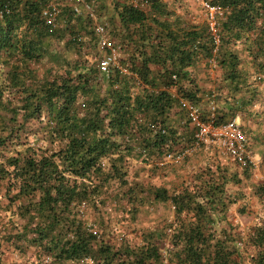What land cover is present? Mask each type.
<instances>
[{
    "label": "trees",
    "instance_id": "obj_1",
    "mask_svg": "<svg viewBox=\"0 0 264 264\" xmlns=\"http://www.w3.org/2000/svg\"><path fill=\"white\" fill-rule=\"evenodd\" d=\"M52 1L0 0V212L11 217L0 248L31 250V264H264V220L244 231L227 220L244 199L228 188L250 166L217 156L172 193L129 168L193 143L186 104L213 102L216 124L245 121L259 102L264 116V0H205L222 11L217 46L203 16L164 0H86L126 74L100 72L98 36L66 0L48 26ZM199 62L219 73L210 88L193 76ZM254 188L264 203V182ZM115 197L130 219L148 199L174 217L119 240L102 212Z\"/></svg>",
    "mask_w": 264,
    "mask_h": 264
},
{
    "label": "rangeland",
    "instance_id": "obj_2",
    "mask_svg": "<svg viewBox=\"0 0 264 264\" xmlns=\"http://www.w3.org/2000/svg\"><path fill=\"white\" fill-rule=\"evenodd\" d=\"M192 2V11L189 10L191 14H193L192 16H203L200 5L194 0H192ZM261 93L264 94V89L261 90ZM261 108H263V105L260 102L255 106L253 116L246 118L245 121H240L239 119L237 120V122L241 124L243 131L247 136L249 150L254 165L251 167L252 170L248 179L242 177L241 185H230L228 188L229 192L233 194H243L244 199L232 207L227 214V220L233 226H237L243 231L254 226L259 220H264V203L254 192V186L264 182V118L259 119L260 117H257L256 114V110L259 112ZM217 156H221L229 161L228 164L233 166L234 169L236 168L235 170L241 173V170H239L234 164H231L232 161L230 159L223 156L222 149L218 144H210L208 146H200L177 163L172 161L166 162L160 170H158L157 167L156 171L153 169L151 170L150 167L140 169L142 170L140 172V180L145 184H150L155 187L165 185L171 190L177 186L179 187L182 180L185 181L186 179H189L188 177L193 171L191 165H196L197 160H201L203 158L213 159ZM130 166H133L132 162L130 163ZM164 167H166L164 171L165 173L162 172ZM132 169H135V167H132ZM178 174L182 177H178ZM166 176H172L176 180L177 184L175 180H168ZM116 191L117 190L115 189H111V196H113ZM114 199L112 201L110 199L108 200V204L106 207H103L102 212L105 214V219H107L108 222L110 219L111 225L119 229L118 233L115 235L119 240L121 239L120 237L124 235L129 240L136 241L138 232L136 233L134 231L132 233V230L144 231L151 229L160 226L165 222L171 221L174 217L170 203H159L148 199L145 201L144 205L140 207L139 212L133 220L130 219L128 215L123 214L121 205L118 206L115 204L118 198L115 197ZM117 203L119 204V202ZM241 207L245 208L243 213L239 212ZM125 209L127 210L128 207L125 206ZM0 216L1 218H4L3 221L6 223L8 215L0 213ZM106 231L109 230L107 229ZM30 255H32L31 250L27 251L24 255H20L16 252H10L6 255V264H31Z\"/></svg>",
    "mask_w": 264,
    "mask_h": 264
},
{
    "label": "built area",
    "instance_id": "obj_3",
    "mask_svg": "<svg viewBox=\"0 0 264 264\" xmlns=\"http://www.w3.org/2000/svg\"><path fill=\"white\" fill-rule=\"evenodd\" d=\"M194 1L200 5L203 18H205L209 30L213 35V43L217 46L219 43L218 36L216 35L217 18L222 13L221 9L205 0ZM66 2L69 4L73 14L85 16L91 22L93 30L98 36L97 46L103 53L99 61L100 72L107 73L111 68H115L121 73L126 74L127 70L121 66L118 60V52L113 41L106 36V24L102 23V18L96 14L93 6L86 0H66ZM59 14L60 8L57 0H53L42 13L45 23L51 27L57 26V17ZM186 106L189 120L196 126L194 141L190 146H187L177 153L171 152L166 154L159 160V165H164L166 162L171 161L177 163L200 146L218 144L222 149L223 156L230 159L239 168L253 167L254 163L250 154L247 136L237 120L233 119L224 124H216V107L213 102L209 104V116L206 120L201 118L200 109L197 105L186 104ZM83 207L84 204L81 208Z\"/></svg>",
    "mask_w": 264,
    "mask_h": 264
},
{
    "label": "crops",
    "instance_id": "obj_4",
    "mask_svg": "<svg viewBox=\"0 0 264 264\" xmlns=\"http://www.w3.org/2000/svg\"><path fill=\"white\" fill-rule=\"evenodd\" d=\"M165 2L168 3L169 7L172 9V10H175L178 14L182 15L186 12H190L192 11V0H164ZM190 10V11H189ZM191 14V12H190ZM212 68V67H211ZM192 73H193V76L196 77V80L198 81V84L201 88L203 89H207V88H210L212 87V84L215 80V78H217L219 76V73L218 71L216 70H212V69H205L204 67V63L203 62H199L193 69H192ZM205 83V85H204ZM203 84V85H202ZM262 97H264V94L262 93ZM260 103V102H259ZM200 109V113H201V118L205 119V118H208V115H209V112H208V108H203L202 106H199L197 105ZM255 111V110H254ZM262 109L259 111L261 112ZM205 112V114H204ZM256 112H258L256 110ZM207 113V114H206ZM207 116V117H206ZM264 116H260L259 119H263ZM188 127H186L188 130H187V135L186 137L184 138V140H188L190 138H193L194 137V134H195V131H196V126L194 123H192L190 120H188ZM187 138V139H186ZM179 149H181V146L180 145H175L173 147V151H178ZM205 156V155H204ZM213 161V159H209V158H203L201 160H197L196 162V165H191L193 171H192V174L189 175V179H186L185 181L182 180L181 184L179 185V187H175L174 189H169L168 186H165V185H161L159 187L161 188H165L167 189L169 192H173V191H178L180 190L185 184L188 183V181L190 180H193V177L194 175L201 169L205 168L207 165H209L211 162ZM133 163V168H137V167H141V168H146V167H150V169L152 170H155L156 171V167L158 168V170H160L161 167H163V165H159L157 164V160L155 162H150L149 164H147L146 166L144 165V163H139L137 161H131ZM139 163V164H138ZM132 167L129 166L130 170L132 171ZM154 167V168H153ZM166 169V167L163 168L162 172H164ZM142 170L139 171V177H138V180L141 178V175H140V172ZM189 171V170H188ZM159 172V171H158ZM168 172V170H167ZM166 172V173H167ZM165 173V172H164ZM168 178V180H175L172 176H166ZM178 177H182L180 174H178ZM142 182V181H141ZM176 182V180H175ZM143 183V182H142ZM146 187H152L154 188L155 186H152V185H148V184H145L143 183ZM177 184V182H176ZM152 200V199H151ZM158 202V201H157ZM159 203H162V202H159ZM169 203V202H168ZM2 213V212H0ZM5 214V213H4ZM5 215H8L7 217V221L9 220L10 217V214L9 213H6ZM13 218V217H12ZM4 218H1L0 216V229H2L1 227L4 226L6 223H4L3 221ZM6 221V222H7ZM2 224V225H1ZM0 235H1V232H0ZM10 252H16L14 251L12 248H9L5 245V243L2 245V247L0 248V264H6V261H7V258H6V255L9 254ZM17 253V252H16Z\"/></svg>",
    "mask_w": 264,
    "mask_h": 264
}]
</instances>
